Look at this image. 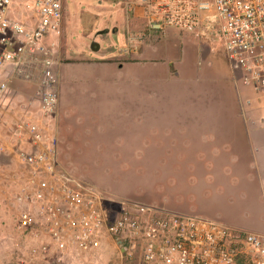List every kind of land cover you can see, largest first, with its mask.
I'll return each mask as SVG.
<instances>
[{"label": "rangeland", "instance_id": "1", "mask_svg": "<svg viewBox=\"0 0 264 264\" xmlns=\"http://www.w3.org/2000/svg\"><path fill=\"white\" fill-rule=\"evenodd\" d=\"M92 3L64 0L54 116L48 121L37 114L29 102L36 86L16 80L24 102L0 120V161L6 165L0 176V264L131 262L111 236L93 258L60 261L30 251L35 241L13 200L16 182H22L14 180L21 170L13 151L26 144L17 140L24 133L13 122L23 113L47 124L42 144L56 135L60 169L99 189L114 216L125 205L135 211L144 205L151 218L188 213L264 233V100L229 62L225 39L173 28L136 43L137 53L120 55L115 46L124 39L111 24L127 30L125 4L97 0L100 9L93 11ZM93 13L100 30L93 29Z\"/></svg>", "mask_w": 264, "mask_h": 264}, {"label": "built area", "instance_id": "2", "mask_svg": "<svg viewBox=\"0 0 264 264\" xmlns=\"http://www.w3.org/2000/svg\"><path fill=\"white\" fill-rule=\"evenodd\" d=\"M121 1L128 12L142 5L153 29L175 26L211 38L221 34L226 57L264 100V0ZM64 9V0H0V120L24 102L16 80L36 86L29 102L37 114L48 121L54 116L59 102L55 36L62 33ZM137 39L141 35L130 34L122 49L131 50ZM23 115L13 122L24 133L17 140L26 143L13 151L21 170L14 180L22 181L16 182L13 200L35 241L33 253L60 261L93 258L111 236L129 264H264V233L232 230L188 213L151 218L144 205L138 211L125 205L112 215L99 189L59 168L56 136L42 144L47 124ZM1 168L6 165L0 161V176Z\"/></svg>", "mask_w": 264, "mask_h": 264}, {"label": "clouds", "instance_id": "3", "mask_svg": "<svg viewBox=\"0 0 264 264\" xmlns=\"http://www.w3.org/2000/svg\"><path fill=\"white\" fill-rule=\"evenodd\" d=\"M139 8V9H138ZM139 10L138 11V16L139 17H141V19H142V25L139 27V29L138 30H134V29H132L131 28V26L130 25H127L128 27V29H127V32H126V34H125V36H126V38L124 39V41L122 42V44L121 45H119V46H115V49H116V52L117 53H119L120 55H126V56H128V55H131V54H133V53H137L138 51H140V47L139 46H141L142 45V43L145 41V39L147 38V36H145V35H149V34H151V33H158V32H165V31H169V29H173V28H175V29H179V30H187V29H182V28H178V27H175V26H168V27H166V28H156V29H153V28H150L149 27V25H148V23H147V17H146V12L147 11H145L144 10V7L142 6V5H138V6H136V9H134V12H136V10ZM126 10V9H125ZM140 10H142V14L140 13ZM126 13L128 14V17L130 16V14L131 13H133V11L132 12H128L127 10H126ZM136 31H138V32H142L143 33V35H141V39L140 40H138V41H136L135 43L133 42V47H132V49L131 50H128V51H124L122 48H123V45H125V44H127L128 43V37H129V35L130 34H135V32ZM187 31H190V30H187ZM103 31L101 30L100 32H98V33H102ZM192 32H198L200 35H203V36H205V37H207V38H211V37H209V36H207V35H205V34H202L201 32H199L198 30L197 31H192ZM62 34V33H61ZM61 34L60 35H58V36H55V39H57V41H58V43H59V40H60V36H61ZM116 34V33H115ZM117 35V34H116ZM118 39H119V37H118ZM95 43H99V42H97V41H94ZM93 42V43H94ZM92 43V44H93ZM139 45H137V44ZM100 45V44H99ZM100 48V47H99ZM98 48V49H99ZM94 49H96V50H98L97 48H94ZM230 62V61H229ZM231 63V62H230ZM241 71H243V70H241ZM244 73V72H243ZM244 76V75H243ZM244 82V81H243ZM250 87V86H249ZM252 88V87H251ZM59 103V102H58ZM57 107H58V105H57ZM56 136V135H55ZM57 138V137H56ZM57 145H58V139H57ZM56 154H58V149H57V146H56ZM58 160V159H57ZM58 166H59V162H58ZM59 168H60V166H59ZM62 170V169H61ZM62 171H64V172H66V173H68V174H70V175H72L71 173H69V172H67V171H65V170H62ZM72 176H75V175H72ZM76 177V176H75ZM22 209V208H21Z\"/></svg>", "mask_w": 264, "mask_h": 264}, {"label": "crops", "instance_id": "4", "mask_svg": "<svg viewBox=\"0 0 264 264\" xmlns=\"http://www.w3.org/2000/svg\"><path fill=\"white\" fill-rule=\"evenodd\" d=\"M100 2V1H99ZM96 3H97V0H96ZM96 3H92V5L90 6L91 8H93V11H96L97 9H100V6L99 5H97ZM100 3H102V2H100ZM139 9V8H138ZM136 10V12H134L133 11V13H131L130 14V16L128 17V14L126 13V10L124 9V11L122 12V16H123V21H122V26L124 25H142V19H141V17H139L138 16V11L139 10ZM102 10V9H101ZM140 13L142 14V10H140ZM93 15H95V16H97V18L95 17V16H93V17H95L96 19H94L93 20V29H99L100 30V23L101 22H99V17H98V14H94L93 13ZM112 23L114 22V20L113 21H111ZM112 26H111V30H112V32L113 33H116L117 35V37H119V35L118 34H120L122 37H123V39H125L126 38V36H125V34H126V32H127V30L125 31V30H122V29H120V28H118V26H117V24H111ZM106 28H108L107 26H106ZM114 30H113V29ZM128 29V28H127ZM169 30H171V29H169ZM100 32V31H99ZM123 41V40H122ZM147 51H144V53H146ZM147 54V53H146ZM150 53H148L147 55H149ZM57 57V56H56ZM82 258V257H81ZM81 258H79V260H82ZM75 262H76V260H75Z\"/></svg>", "mask_w": 264, "mask_h": 264}, {"label": "water", "instance_id": "5", "mask_svg": "<svg viewBox=\"0 0 264 264\" xmlns=\"http://www.w3.org/2000/svg\"><path fill=\"white\" fill-rule=\"evenodd\" d=\"M92 45H93V48H97L98 49L100 47L99 43H95L94 42Z\"/></svg>", "mask_w": 264, "mask_h": 264}, {"label": "trees", "instance_id": "6", "mask_svg": "<svg viewBox=\"0 0 264 264\" xmlns=\"http://www.w3.org/2000/svg\"><path fill=\"white\" fill-rule=\"evenodd\" d=\"M145 36H148V35H145ZM128 56H130V55H128ZM129 58H132V57H128L127 59H129ZM134 62V61H133Z\"/></svg>", "mask_w": 264, "mask_h": 264}]
</instances>
